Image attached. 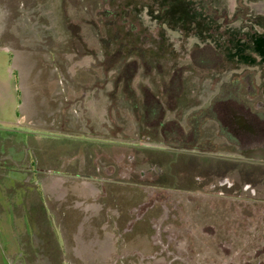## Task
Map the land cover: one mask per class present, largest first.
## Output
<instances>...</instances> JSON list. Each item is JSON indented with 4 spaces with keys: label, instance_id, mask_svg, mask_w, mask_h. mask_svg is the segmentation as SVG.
<instances>
[{
    "label": "rangeland",
    "instance_id": "374dc122",
    "mask_svg": "<svg viewBox=\"0 0 264 264\" xmlns=\"http://www.w3.org/2000/svg\"><path fill=\"white\" fill-rule=\"evenodd\" d=\"M123 1L128 0H0V264H226L232 247L238 253L264 251V224L248 228L252 221L241 223L238 213L231 221L227 209L189 210L183 217L173 202L178 196L159 191L156 180L157 191L148 196L147 181L135 186L127 158L130 102L113 99L131 85L117 86L116 79L200 72L192 61L194 36H184V51L172 49L180 31L153 35L148 42L153 49L146 40L138 42L145 44L152 70L123 64L127 56L118 45L128 32L124 28L121 37L114 21ZM210 9L202 16L215 13ZM143 23L144 31L158 28L157 22ZM131 56L140 62V55ZM112 145L123 161L108 176L116 163ZM102 177L117 180L106 183L110 186L99 201L95 182ZM43 179L58 184L46 181L45 186ZM100 202L109 215L117 210L122 217L95 237L98 229L87 226L101 221L95 216ZM136 207L137 220L131 223ZM232 227L243 235L230 247L225 241Z\"/></svg>",
    "mask_w": 264,
    "mask_h": 264
},
{
    "label": "flooded vegetation",
    "instance_id": "af4514ba",
    "mask_svg": "<svg viewBox=\"0 0 264 264\" xmlns=\"http://www.w3.org/2000/svg\"><path fill=\"white\" fill-rule=\"evenodd\" d=\"M121 4L114 21L121 37L124 28L128 32L126 41L118 45L119 52L127 56L123 64L131 63L135 70L139 64H146L152 70L147 48L138 42L143 39L150 44L153 35L167 37L180 31L182 38L172 49L184 51V36H194L196 41L190 49H194L192 61L200 72L194 77L116 79L117 86L121 82L131 85L128 91L119 89L113 99L122 96L130 102L127 158L135 186H141L138 180L147 181L143 190L148 196L157 191L156 180L159 191L178 196L173 202L183 217L189 210L213 214L227 209L231 221L238 213L241 223L252 221L248 228H259L264 224V0H128ZM207 9L215 13L202 16L207 15ZM149 21L157 22L158 28H140ZM132 53L140 55V62ZM111 97L108 94L109 100ZM120 152L118 164L122 165ZM89 167L100 170L94 164ZM95 183L100 186L96 197L104 198L103 180ZM102 206L100 202L95 212L101 221L88 225V229H113L121 219L116 216L117 210L112 216ZM134 210L131 223L137 220L138 207ZM246 211L252 212L250 216L242 215ZM199 225L201 236L202 221ZM229 230L225 243L232 247L243 231L234 227ZM101 235L99 231L95 237ZM233 249L226 253V264H264V251L238 253Z\"/></svg>",
    "mask_w": 264,
    "mask_h": 264
},
{
    "label": "crops",
    "instance_id": "0c3cea01",
    "mask_svg": "<svg viewBox=\"0 0 264 264\" xmlns=\"http://www.w3.org/2000/svg\"><path fill=\"white\" fill-rule=\"evenodd\" d=\"M32 124H33V123H32ZM113 146H114V145H112V147H110V146H108V147H109V148H112V149L114 150V152L111 153V154H112L111 157H113V159H114V161H116V163H115V164H114V163L112 164V168H111V167H108V169H107V174H108V176H112V175H114V171H113V170L116 168L117 161H118L119 158H120V157H119V156H120V155H119V151H120V150H118L119 148H116V146H114V147H113ZM106 148H107V147H106ZM106 148H105V149H106ZM93 150H96V149H93ZM100 151H101V150H100ZM104 152H105V150L102 151V153H104ZM95 155H97V156H98L97 158H99V155H100V154H99L98 152H97V153L95 152ZM97 158H96V159H97ZM96 159H95V160H96ZM117 172H118V171H117ZM48 178H50V179L52 178V179H53L54 177L49 176ZM48 178H47V179H48ZM109 178H110V177H104V178H103V184H104L105 188H108V187L110 186V185H107L106 183H108V182L111 181V180H117V179H111V178L109 179ZM47 179H43L44 182H45V186H46L47 182H50V186H52V185H53V184L51 183V180H52V179H51V180H48V181H47ZM46 181H47V182H46ZM119 181H120V180H119Z\"/></svg>",
    "mask_w": 264,
    "mask_h": 264
}]
</instances>
